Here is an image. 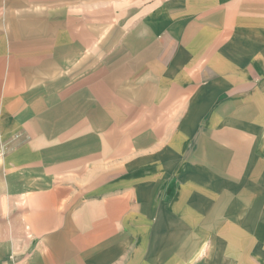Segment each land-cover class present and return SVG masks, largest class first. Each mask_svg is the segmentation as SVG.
Listing matches in <instances>:
<instances>
[{
	"label": "crops",
	"instance_id": "0c3cea01",
	"mask_svg": "<svg viewBox=\"0 0 264 264\" xmlns=\"http://www.w3.org/2000/svg\"><path fill=\"white\" fill-rule=\"evenodd\" d=\"M135 259L264 264V0H0V264Z\"/></svg>",
	"mask_w": 264,
	"mask_h": 264
},
{
	"label": "rangeland",
	"instance_id": "374dc122",
	"mask_svg": "<svg viewBox=\"0 0 264 264\" xmlns=\"http://www.w3.org/2000/svg\"><path fill=\"white\" fill-rule=\"evenodd\" d=\"M135 1H137V2H141V0H135ZM144 1H147V0H144ZM148 1H150V3H151V2H154V1H157V0H148ZM182 7H185V6L183 5ZM138 249H139V246H138ZM139 252H141L140 249H139ZM140 262H141V261H137V260L135 259L134 264H141ZM171 263H172V262H171ZM231 264H241V262H240V260H239V261H234V262L231 263Z\"/></svg>",
	"mask_w": 264,
	"mask_h": 264
}]
</instances>
